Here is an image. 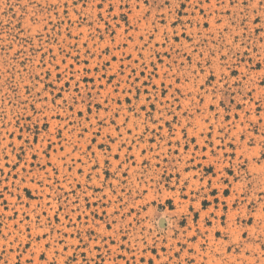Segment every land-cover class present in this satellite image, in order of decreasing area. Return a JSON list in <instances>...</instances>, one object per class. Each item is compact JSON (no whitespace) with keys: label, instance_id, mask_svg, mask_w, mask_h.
<instances>
[{"label":"rangeland","instance_id":"obj_1","mask_svg":"<svg viewBox=\"0 0 264 264\" xmlns=\"http://www.w3.org/2000/svg\"><path fill=\"white\" fill-rule=\"evenodd\" d=\"M0 264H264V0H0Z\"/></svg>","mask_w":264,"mask_h":264}]
</instances>
